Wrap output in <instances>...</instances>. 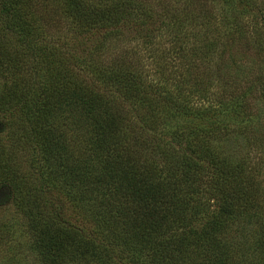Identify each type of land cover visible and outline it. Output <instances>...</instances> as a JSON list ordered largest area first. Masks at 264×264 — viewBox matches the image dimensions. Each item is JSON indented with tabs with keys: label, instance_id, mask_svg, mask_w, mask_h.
Returning <instances> with one entry per match:
<instances>
[{
	"label": "trees",
	"instance_id": "obj_1",
	"mask_svg": "<svg viewBox=\"0 0 264 264\" xmlns=\"http://www.w3.org/2000/svg\"><path fill=\"white\" fill-rule=\"evenodd\" d=\"M38 5L0 0V187L36 260L264 264V161L250 155L264 70L242 92L222 76L237 51L264 68V0ZM60 29L78 48L57 44ZM240 130L247 154L220 153Z\"/></svg>",
	"mask_w": 264,
	"mask_h": 264
},
{
	"label": "rangeland",
	"instance_id": "obj_2",
	"mask_svg": "<svg viewBox=\"0 0 264 264\" xmlns=\"http://www.w3.org/2000/svg\"><path fill=\"white\" fill-rule=\"evenodd\" d=\"M41 3L42 0H39L38 8L40 11H43L41 9ZM49 10L51 11L52 9L45 7L46 13L49 12L47 14L50 15ZM54 23H56V21H54ZM54 23L52 22V20H50V24L48 27L46 26V30H49V32L52 33L55 28V26H52ZM60 30L61 31L57 32L54 37L55 39L58 36H61V39L58 40L57 44L61 45L60 43L62 42V39H64L73 47L78 48L77 44L79 43V41L72 40V34H70L71 32H67V30L65 31V29ZM7 38L9 41V46H11V50H13L14 47L17 45V39H12L10 35L7 36ZM234 56L235 55H232V57L230 58L225 57L224 68L226 69L227 74H223L222 76L227 82H235L239 90L242 92L246 85L252 84V81L255 79L254 77L259 74L258 71L260 69H262L263 71L264 68L263 65L260 66L257 62L247 63L244 59L243 53L238 51L236 52L235 56L236 63L230 65V59H232ZM167 60L172 61V58L169 57ZM181 68L183 70H181L182 73L186 75V68ZM175 69L178 72L180 71L178 66H176ZM3 81L4 80L0 78V90ZM190 82L192 83V81ZM221 88V86H218L215 83V85L211 87V90L208 91L210 94H214L215 92L220 93ZM190 89L191 88L189 87L185 88L186 93H188ZM229 91L230 90L228 89L225 92L226 96H229ZM188 100L196 102V98L193 95L189 96ZM256 101L257 102H254L255 104L252 105V109L254 111H259L260 119L254 121L253 128H256L253 131L256 135H264V103L259 100ZM4 123V119L0 116V137L2 138L5 137L6 133V127ZM232 124L233 122L229 123L228 130L234 129V126ZM244 124L246 125V123ZM241 132V130L238 133L229 132L227 136L223 135L220 141L216 140V143L220 145L219 152L225 155L226 157H231L233 159L246 155L248 152L247 137L246 134H241ZM19 152V157H21L22 160H25L27 158V156L24 154L26 153L25 150L20 149ZM263 152V145H259L257 149L252 148V150L250 151V155L254 158L255 163H260V161H264V154H262ZM27 168L28 167L24 165V169ZM261 168L262 169H260V172H257L258 176L256 180L261 182V185L264 189V168ZM12 205L13 204L11 200V193L9 189L7 187H0V224H2L4 229L8 231L9 238L8 240H6L7 244L0 247V264H40L36 260L34 256L35 254L28 249L29 244L27 241H29V236L24 232L23 220L21 216L16 213ZM70 218L73 219V216H70Z\"/></svg>",
	"mask_w": 264,
	"mask_h": 264
}]
</instances>
